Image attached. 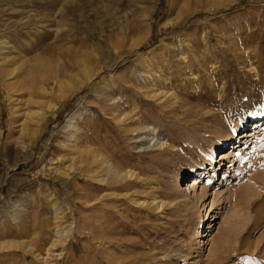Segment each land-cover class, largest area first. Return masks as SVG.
Returning a JSON list of instances; mask_svg holds the SVG:
<instances>
[{"label": "rangeland", "instance_id": "1", "mask_svg": "<svg viewBox=\"0 0 264 264\" xmlns=\"http://www.w3.org/2000/svg\"><path fill=\"white\" fill-rule=\"evenodd\" d=\"M8 62L0 264H264V0H0Z\"/></svg>", "mask_w": 264, "mask_h": 264}, {"label": "bare ground", "instance_id": "2", "mask_svg": "<svg viewBox=\"0 0 264 264\" xmlns=\"http://www.w3.org/2000/svg\"><path fill=\"white\" fill-rule=\"evenodd\" d=\"M181 17V16H180ZM168 21V20H167ZM170 23V22H169ZM6 44H7V42L6 43H1V45L2 46H6ZM2 49H5V48H2ZM5 62V61H4ZM3 62V63H4ZM10 62H8L5 66H1L0 67V85H7V86H9V85H11L10 83H9V81H8V78H10V77H12L13 75H15V73H17V72H19L25 65H26V63H23V64H21V65H17V63H12V64H9ZM85 66V65H84ZM85 68V67H84ZM27 69V68H26ZM25 72L27 73V75H30L32 72H30V69H27V70H25ZM67 76V75H66ZM88 77V76H87ZM13 78V77H12ZM89 78V77H88ZM74 89V88H73ZM62 97V96H61ZM257 123H254V125H256ZM260 124V123H259ZM259 124L258 125H256L255 127H254V134L256 135L257 133H259L260 131H259V129H260V127H259ZM244 125H245V123L244 124H242L241 125V127H240V139L239 140H242V139H251L253 136H255L254 134L253 135H251V133L250 134H248L247 132H245L244 131ZM150 126H148V128H149ZM147 128V129H148ZM144 130H145V128H144ZM150 130H152L151 128H150ZM149 130V131H150ZM155 130V129H154ZM145 132H148V131H145ZM155 132V131H154ZM145 134H147V133H145ZM153 135V132H150V135ZM242 135V136H241ZM147 137V136H146ZM143 139V138H142ZM248 139V140H249ZM142 141V140H141ZM227 142H226V140H224L223 141V144L225 145ZM235 147H237L236 149H234ZM237 149H242V146H237V145H235L234 147H233V150H230V151H228V152H226L225 154H221L222 155V157H221V159L223 160V159H230V158H234L235 157V150H237ZM163 156V155H162ZM217 157V156H216ZM214 158H215V151L211 154V156H210V159H211V163H212V161L214 160ZM215 161V160H214ZM214 163V162H213ZM213 166V165H212ZM213 168V167H212ZM196 171H195V169H192L191 171H190V173L188 174V176H190V175H196ZM199 174V173H198ZM197 174V175H198ZM133 176V175H132ZM183 178H184V176H183ZM186 178V177H185ZM195 181V180H194ZM189 185V184H188ZM194 187V186H193ZM192 187L191 186H188V189L190 190ZM153 202L151 203L153 206L155 205L157 208L156 209H159L160 207H161V203H159V202H156L157 200L156 199H153L152 200ZM148 205V204H147ZM204 238L203 239H205V238H212V234H210V233H208L206 236H203ZM209 239L207 240V242H206V244H208V242H209ZM206 240V239H205ZM205 240L204 241H202L201 243L202 244H204L205 245ZM211 240V239H210ZM200 243V244H201ZM211 244L213 243L214 244V240H213V242L211 241L210 242ZM217 243V242H216ZM221 243V242H220ZM219 243V245H215V249H214V246L212 245V248L210 249V251L209 252H213L214 250H216L217 249V251L218 250H220L221 249V244ZM222 243H223V241H222ZM223 245V244H222ZM200 248V247H199ZM201 249V248H200ZM216 251V252H217ZM215 252V251H214ZM213 255V254H212Z\"/></svg>", "mask_w": 264, "mask_h": 264}]
</instances>
